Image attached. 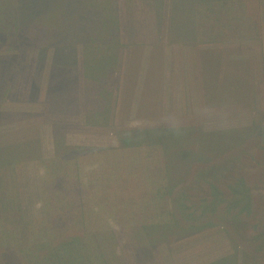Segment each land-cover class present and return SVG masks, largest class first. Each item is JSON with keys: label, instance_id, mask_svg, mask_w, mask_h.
I'll return each instance as SVG.
<instances>
[{"label": "rangeland", "instance_id": "obj_1", "mask_svg": "<svg viewBox=\"0 0 264 264\" xmlns=\"http://www.w3.org/2000/svg\"><path fill=\"white\" fill-rule=\"evenodd\" d=\"M236 1L237 20L228 13L220 17L223 25L203 12L209 20L204 19L196 35L185 30L187 35L172 27L170 0H0V77L9 74L5 84L13 83V89L2 90L3 96L0 92L7 107L25 99L19 86L32 80L30 68L37 58L44 78L51 66L53 84L55 79L70 83V94L65 85L60 91L62 101L81 99L96 108L105 104L99 113L90 112L87 126L93 130H112L119 141L146 127L169 129L162 142L184 132L190 136L184 148L127 147L120 141L127 151L118 155L101 148H71L63 154L59 150L52 162L40 159L29 140L2 147L0 264H209L233 253L234 262L222 264H244V247H256L253 237L264 224V0ZM88 6L103 8L106 16L83 28L78 15ZM118 11L125 16V40L138 36L131 29L138 19L140 36L156 31L157 48L144 55L148 44L132 41L118 50L122 42L110 28L118 22ZM77 20L80 32L74 31ZM32 22L45 30L19 42L20 35L31 36L27 24ZM93 39H100L97 44L105 49L92 44L89 50ZM223 39L230 41L224 42L225 52H202L219 47ZM115 57L120 65L127 63L121 99L123 66L115 90L106 82L83 81L86 61L89 75L97 77L103 63ZM236 66L237 74L230 75ZM171 70L182 74L178 101L169 97ZM156 77L160 85L154 90ZM211 80L221 88L216 97L208 90ZM142 81L146 88L137 92L146 95L147 109L140 106L138 111L132 101ZM49 83V95L48 90L36 91V103L41 106L45 98L46 107L48 98L50 106L59 104L58 110L66 112L57 85ZM50 110L52 115L55 106ZM212 132L218 133L208 135ZM6 143L10 141L0 138V146ZM216 159L218 165L208 166ZM237 186L239 192H233ZM247 196L251 207L242 211ZM237 214L247 222V240L238 235Z\"/></svg>", "mask_w": 264, "mask_h": 264}, {"label": "crops", "instance_id": "obj_2", "mask_svg": "<svg viewBox=\"0 0 264 264\" xmlns=\"http://www.w3.org/2000/svg\"><path fill=\"white\" fill-rule=\"evenodd\" d=\"M170 5H171L170 20H171L172 27H177L179 32L182 34H187V33H190L189 35L197 34L198 27L201 26V23L205 22L207 19L206 16L208 14L203 13V12H208L209 15H212L215 18H219L218 23L223 22V25L225 24V22L222 21L220 17L224 15L226 16L228 13L232 14L233 16H236L235 20H237V1L236 0H172V1L170 0ZM251 9H255V8L251 7ZM124 17L125 16H123L122 18L120 12L118 11V22H115V24L113 26L111 25L110 27L111 30H113L112 35L118 36L117 40L119 42H122L121 44H119L120 45L118 46L119 48L117 47L118 50L120 48H123V45H125L126 42L137 41V43L142 44V45L145 43L148 44V46L144 47V50H143L144 55L147 53H151V47L154 46L158 40V35L156 34V31H154L153 36H147V37L145 35L140 36L139 27L141 26V22H139L138 19H135L133 21L131 29H135L136 30L135 33L138 32V36L133 37L132 39L130 37L125 40V37L123 36V32H122L123 25L121 23V18L124 19ZM78 18H79V15H78ZM208 20L209 18L207 19V21ZM77 21L79 23V26L74 28V31L80 32L81 30L79 31L76 30V29H82L80 25V21L79 20ZM143 23L145 24V22ZM27 26L30 27L28 28V31L34 30V33H36L34 36L36 35L38 36V34H40L41 31L45 30L42 27L39 28L40 26H38L37 24L33 22L30 24H27ZM185 30H187L186 31L187 33L185 32ZM114 32L115 34H113ZM34 36H26L24 39L27 41H30L31 37H34ZM79 37L76 38V42L80 39ZM208 41L210 42L209 39H203V42H208ZM98 42H100V39L91 40L89 50L90 48H92L93 46L92 44H96V46H100L101 50L105 49V46L97 44ZM224 42H230V41H226L223 39V42H221L223 44L220 45L219 47L203 48L204 50H202V52L203 51L207 52L211 50L214 51L212 52V54H217V53H220L221 51L225 52L224 47L226 45ZM232 42L237 43V39H235V41H232ZM108 49H111V45L108 46ZM63 52L68 53L66 50H63ZM74 54H76L75 50H74ZM83 55L84 56L86 55L85 50H83ZM74 56L76 55H73V58ZM232 58L234 60H237L236 57H232ZM39 61L40 59L36 58L35 60H33V63L31 64L30 69H34V72L32 73L33 74L32 80L29 79V81L25 83V85L19 86L21 87L20 90L24 92L23 95H25L24 97L25 99L20 100V101L16 100L12 103L11 107H7V102H5V100L2 99L3 97H0V99H2V101L0 100V138H4L10 141V143L2 144L0 146V149L5 146L7 148L12 143H17L23 140H29L32 143L31 149L33 148V145H34L37 151L39 152V154H41L40 159H42L43 161L48 160L51 162L55 159L54 157L57 152L59 153V150L60 152L63 151L61 153L63 154L64 152H68L69 149L71 148H78L80 150L90 149V148H101V149H104L105 151H108L110 153L112 152L117 155L122 151H127V148L123 147L120 144V141H119V138L116 132L113 133L112 130H110L107 132L99 133L96 130H93L91 126H87L90 121L89 119L90 112L99 113L104 108H106L105 104L104 106L100 108H96L97 107L96 104L92 107L91 103H89L86 107L84 101L81 99H77V102H76V99H66L65 101H62L63 98H61L62 95L60 91L61 89H64L63 86L65 85L66 93L70 94L71 88L70 90L66 88V86L70 85V83L69 82L64 83V82L58 81V82H55V84H53V81H51V74L53 73V70H51V66L47 67L45 71L46 73L45 78H44L43 75H41L38 72L39 70L37 71V68L40 69V65H41ZM75 61H76V58H75ZM144 64L145 63H142L143 66ZM103 66H105V69L100 71L99 74H97V77H91L89 75L90 73L89 69L87 71V67L84 66L83 81L86 80L89 83L106 82L110 86L109 88L113 87V89L115 90L116 88L115 86L117 85L119 81L118 68L119 66H121V68L123 66V72H124L123 77H122V80L119 81V84H118L119 85L118 97L120 96V99H121V92H122V89L124 90V87H125L124 74L126 73V68H127L126 61H125V64H123L122 62L120 65L118 58L115 57L114 62L105 61L103 63ZM35 70L37 71V74L39 75V77L36 79H34V74L36 73ZM221 71L222 70H219V72ZM60 72H63V71L60 70L59 72H57V74H59ZM75 73H77L78 79L80 82L81 75L79 74V70L74 71V74ZM229 73L230 75H233L234 73L237 74V66L235 67V70L231 69V72ZM143 75L145 76L144 78H146L147 80L146 76L148 75V72L145 71V74ZM181 76L182 74L180 70L178 72L177 70L175 71L171 70L169 73V85H170L169 97L171 98V100L173 99V101L174 99L178 101L179 99L178 92L180 91V89L182 90ZM9 78L7 81H9ZM49 80L51 82V85L53 84V87L57 85V87L55 88V91L58 92V97L60 99L59 102L62 101L60 105H62L65 108H68L66 112L58 110L59 104H56L54 105L55 110L53 111L51 115L52 110L50 109H52V107L54 106H50V102L48 98H46V104H47L46 107H44L45 98L41 99V102H40L41 106L38 103H36V99L34 97L36 95V91L44 92L48 90V95H49V90L51 88ZM154 81H155L153 84L154 90L159 89L156 87L157 85L158 86L160 85V77H156ZM206 83L208 85V90L209 92H211L210 94L212 96L216 97L217 95H220V92H221L220 86L213 85V80H211L209 83L208 82ZM10 86L12 87L11 89H13V83L5 84V80L1 78L0 92H2V90L3 92H5L6 90L8 91L7 87H10ZM138 88L141 89L140 91L144 90L146 88V83L142 81L141 83L137 85L135 96L133 98L134 102L132 101V104L134 103V105L138 108V111H139L140 106L141 108L142 107L145 109L147 108H146V98H145L146 95L144 94L141 95V93L137 92ZM3 92H2V96L4 95ZM136 97L137 99H135ZM11 101H13L12 98H11ZM11 101H9V103ZM122 101L121 102L119 101L116 104V108L118 111H120L122 108ZM64 103H66L67 107L64 106ZM164 105H167V104L164 103ZM172 107L173 105L169 104V109H172ZM55 133L59 137L63 136L65 145L56 146ZM116 165H118L116 166L117 170L120 171L121 165L120 164H116ZM225 256H222V257H225Z\"/></svg>", "mask_w": 264, "mask_h": 264}, {"label": "trees", "instance_id": "obj_3", "mask_svg": "<svg viewBox=\"0 0 264 264\" xmlns=\"http://www.w3.org/2000/svg\"><path fill=\"white\" fill-rule=\"evenodd\" d=\"M90 4H91V2H90ZM93 8H90L88 6L87 8H85V11H83V12L81 11L82 14H79V20H82V26H84L83 28L88 26V24H91L93 22L94 18L96 20H98V19L106 16V12H105V10L103 8H101V7H96L95 9H93ZM39 28H41V27H39ZM18 29H20V27H18ZM29 32H30L29 34H31V36H34L36 34L32 30H30ZM24 33H26V32H24ZM24 38H25L24 35H20L18 37V41L21 42L22 40H24ZM88 45L90 47V44H88ZM158 45L159 44L155 45V47L157 48ZM61 50L63 51V49H61ZM6 58H10V56H6ZM85 67H87V61H86ZM88 69L89 68L87 67V71H88ZM9 77H10V75L7 74V77L4 79L5 82L8 80ZM1 78L2 77H0V82H1ZM51 81H53V73L51 74ZM55 82H58V80L55 79ZM63 82L64 83H68L67 80H65V79H63ZM7 84H10V83H7ZM167 131H169V129L146 127V128H142V129H139V130H135L134 133L129 134V136L121 137L120 141H121L122 145L127 146V147L142 146L144 144H150V145L164 146L167 149H172V148H175V147L176 148H180V147L184 148V146H187L189 144V137L190 136H189V134L187 132L186 133L185 132L182 133V135L178 136V138H175L174 135H173L174 139H171L169 137V139L167 141H170V142H162L161 138L165 137L164 134ZM171 131H173V130H171ZM217 133L218 132H216V133L212 132L211 134H208V135H216ZM155 134H158L157 135L158 138L156 137ZM174 134L176 135V133H174ZM55 140H56V145L57 146L58 145L59 146L60 145H65L63 136L59 137L55 133ZM187 141H188V143L186 144ZM197 144H198V142H196V145ZM218 161H219V159H216L215 161L209 163L208 166L209 165H218ZM227 161H228V163H231V164L233 163L232 158H227ZM210 169L211 168L209 167V170ZM232 191L233 192H239V187L238 186L237 187H233ZM238 200H239V202L237 201V199H235V201H237V208H239V204H244V198L241 197ZM226 202H227V200L225 201V203ZM245 202H246V206L241 208V210L242 211H249L250 207H251V198L249 196H247V200L245 199ZM230 212H231V210H230ZM241 217L242 216L240 214H237V232H238V235L240 236V240L242 241V240H247L244 237V234H243V233H245L244 230H245V228L247 226V222H246L245 219H243V218L241 219ZM253 239L257 243V245H256V247H254V246H252V247H246L245 246L244 247V249H245V251H244V257H245L244 264H245L247 259H248V264H264V224L262 225L260 230L259 229L256 230ZM72 241H74V243H76L77 240L75 239V240H72ZM67 247L68 248H73L72 243L68 244ZM63 249H65V247H63ZM226 259L227 260H232V263H233L234 260L236 259V255L233 253V254H231L229 256L221 257L218 260H216V261H214L212 263H209V264H222L223 261H225ZM79 262H80V260H79Z\"/></svg>", "mask_w": 264, "mask_h": 264}]
</instances>
